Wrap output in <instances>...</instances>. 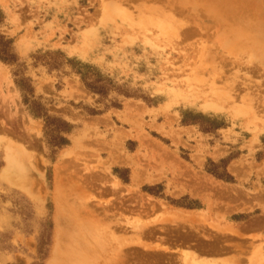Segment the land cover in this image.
<instances>
[{
	"label": "rangeland",
	"instance_id": "obj_1",
	"mask_svg": "<svg viewBox=\"0 0 264 264\" xmlns=\"http://www.w3.org/2000/svg\"><path fill=\"white\" fill-rule=\"evenodd\" d=\"M218 1L264 31V0ZM0 14L14 54L0 59V264H184L231 224L242 236L223 242L259 264L264 58L234 42L233 14L194 0H0ZM22 150L23 183L8 163Z\"/></svg>",
	"mask_w": 264,
	"mask_h": 264
},
{
	"label": "bare ground",
	"instance_id": "obj_2",
	"mask_svg": "<svg viewBox=\"0 0 264 264\" xmlns=\"http://www.w3.org/2000/svg\"><path fill=\"white\" fill-rule=\"evenodd\" d=\"M227 1V3L229 2V0H226ZM161 2V1H160ZM194 2H196V3H200V2H205V3H209L210 4V7L212 8V10H213V12H214V14H216L217 16L216 17H218V19L220 18V19H224V21H227V18L231 15V14H233L234 12H236V15H237V12L239 11L240 13H243L242 15L240 14V18H237V17H235L236 15L235 14H233L234 16L233 17H235L234 19H232V22L231 23H227V22H225V23H227V24H229L228 25V31L229 32H231L232 34H235L236 36H239V38L237 37V39H235L234 40V42L237 40L238 41V47L241 45V43H243V44H246L247 43V41L250 43V45L253 47V50H254V52H255V54L258 56V57H260V58H264V41H262L263 39H264V31L263 30H259V29H261L259 26H256V28L254 29L253 28V30H256L255 32H253V33H251L252 32V30L250 29L249 30V27H253L251 24L250 25H244V23H243V19L245 18V13L243 12L244 11V9L247 7V6H235L232 10L233 11H227L226 9H227V6L225 5V3H223V1L222 2H220V1H218V0H194ZM239 2V1H238ZM241 3V2H240ZM245 3V2H244ZM242 4V3H241ZM202 5H204V4H202ZM257 8V7H256ZM251 10V9H250ZM172 11V10H171ZM242 11V12H241ZM209 12V11H208ZM238 12V13H239ZM168 13V12H167ZM250 13V12H249ZM172 14H174V13H172ZM257 15L256 13H253V15ZM169 15V14H168ZM238 16V15H237ZM251 17H252V15H251ZM250 16H249V18H251ZM228 19H230V17L228 18ZM252 19V18H251ZM245 20H247L246 18H245ZM244 20V21H245ZM231 21V20H230ZM222 23V22H221ZM224 23V24H225ZM251 23V22H250ZM231 35V34H230ZM246 39H247V41H246ZM262 39V40H261ZM233 47H235V46H233ZM232 47V48H233ZM241 47V46H240ZM234 49V48H233ZM248 49V48H247ZM248 51V50H247ZM246 52V51H245ZM252 52V51H251ZM218 68V67H217ZM215 69V68H214ZM220 69V68H219ZM222 75V74H221ZM213 77H214V75H213ZM218 77H220V74L218 75ZM215 78V77H214ZM213 78V79H214ZM215 85V84H214ZM236 94H238V93H236ZM221 95V94H220ZM238 96V95H237ZM235 97V96H234ZM239 97V96H238ZM240 98V97H239ZM244 98H245V96H244ZM247 100V99H246ZM206 109H208L209 107H205ZM9 140V139H8ZM17 146H19L18 145V143H17ZM23 148V147H22ZM19 148L17 147V150H18ZM21 150V146H20V149L16 152V153H19V151ZM23 150H24V148H23ZM22 150V152L20 153V155L18 154V160H16L14 157H10V156H8V163H9V166H12V167H10V170H13L14 172H16L17 174H18V176H19V182H22L23 183V180H24V176H23V172H24V170H25V167H24V164L20 161L22 158H21V156H23V154H26L25 153V151H23ZM25 156V155H24ZM19 158H20V160H19ZM24 159V158H23ZM25 160V159H24ZM24 162H26V161H24ZM25 181V180H24ZM207 187V186H206ZM231 192V191H230ZM195 193V192H194ZM230 197V196H229ZM235 199V198H234ZM211 205V204H210ZM231 206V205H230ZM230 206H228V207H230ZM233 206V205H232ZM241 208V207H240ZM231 209V208H230ZM223 210V209H222ZM68 215H69V213H67ZM138 216V215H137ZM136 216V217H137ZM135 218V217H134ZM133 218V219H134ZM220 219V218H219ZM260 219V218H259ZM63 220H65V218L63 219ZM75 220V219H74ZM263 220V219H262ZM69 221V220H68ZM72 221V220H71ZM261 221V219L259 220V222ZM61 222H62V220H61ZM64 222V221H63ZM79 222V221H78ZM255 222H256V219H255ZM256 223L255 224V227H256V225L257 226H264V222H260V223ZM66 223H67V221H66ZM72 223V222H71ZM77 223V222H76ZM151 223V222H150ZM224 223V222H223ZM75 224V223H74ZM77 224H79V223H77ZM219 224V223H218ZM234 224V223H233ZM248 224V223H247ZM246 224V225H247ZM97 225V224H96ZM217 225V224H216ZM216 225H213V227L214 226H216ZM230 225V224H229ZM149 224L148 223H146V222H144V221H142L141 220V217L140 218H138L137 219V221H136V225H135V229H136V231H138V232H144L143 230H146L147 231V229L149 228ZM235 226H237V225H235ZM235 226H232V224L230 225V226H228V225H222V227H221V229L220 228H217V226H216V229H220L219 230V232L218 233H220V234H215L214 236H209V237H211V238H213V241H212V243H210V245L208 244L207 246H205L204 244H202V246L200 247V245L197 243V244H194V245H196V246H199V249H198V252L199 253H197V250H195V251H193V250H186V251H184V252H182V254H183V262H184V264H239L240 262H241V260H243L242 259V257L241 256H243L242 254H241V252H245V250H243L242 251V246L244 245H241V244H239L237 247L236 246H234L233 247V249H231V247L233 246V244L234 243H232V246H230V248L228 247V245L229 244H227L228 243V241L227 242H223V240L222 239H224V238H226V237H228V235H231V236H242V235H240V233L235 229L236 227ZM240 226H242V225H240ZM244 226V225H243ZM194 227V226H193ZM245 227V226H244ZM253 228L254 227V224H251L250 225V223L246 226V228L248 229V228ZM67 228V227H66ZM262 228V227H261ZM213 229V228H212ZM260 229V228H259ZM264 229V228H263ZM111 230V229H110ZM250 230V229H249ZM251 230H253V229H251ZM256 230V229H255ZM197 231V230H196ZM214 231H215V229H214ZM213 232V231H212ZM217 232V231H216ZM216 232H214V233H216ZM254 232V231H253ZM146 233V232H145ZM149 233V232H148ZM154 233V232H153ZM92 234V233H91ZM210 234H212V233H210ZM149 235V234H148ZM181 235V234H180ZM213 235V234H212ZM221 235V236H220ZM142 237V236H141ZM140 236H138V238H139V241H140V238H141ZM146 237V236H145ZM180 237V236H179ZM204 238L205 237H207L206 235H204L203 236ZM229 238V237H228ZM228 238H226V239H224V240H228ZM255 238V237H254ZM80 239V238H79ZM237 239H239V238H237ZM104 240V239H103ZM109 240V239H108ZM207 240L209 241V238L207 237ZM212 240V239H211ZM251 240V239H250ZM253 240V239H252ZM255 240V239H254ZM261 242H263V241H261ZM209 243V242H208ZM137 244H140V242L138 243L137 242ZM204 245V246H203ZM230 245H231V242H230ZM236 245V244H235ZM250 245V244H249ZM196 246H194V247H196ZM189 247H190V244H189ZM193 247V248H194ZM245 247V246H244ZM252 249L254 250L253 251V253L255 254V256H256V258L258 259V262H259V264H260V260H262V261H264V245H252ZM201 252H200V251ZM229 250H235V251H238L239 253H238V256L237 255H235V253H234V251H233V255L232 254H230V255H232V256H227V252L229 251ZM249 250V249H248ZM247 252V251H246ZM252 252V251H251ZM202 253H204V254H206V256H201L202 255ZM224 253H226V257L225 256H223V257H220V255L222 256ZM229 253H231L230 251H229ZM199 254H201L200 256H199ZM240 254H241V256H240ZM114 255V254H113ZM212 255H218L217 257L218 258H215V257H212ZM229 255V254H228ZM210 256V257H209ZM251 256V255H250ZM244 257V256H243ZM257 259H256V261H257ZM260 259V260H259ZM245 260V259H244ZM250 260V259H249ZM262 261H261V263H262ZM257 263V262H256ZM263 264V263H262Z\"/></svg>",
	"mask_w": 264,
	"mask_h": 264
},
{
	"label": "trees",
	"instance_id": "obj_3",
	"mask_svg": "<svg viewBox=\"0 0 264 264\" xmlns=\"http://www.w3.org/2000/svg\"><path fill=\"white\" fill-rule=\"evenodd\" d=\"M1 16L2 14H0V19ZM0 59L8 63H12L14 61V54L11 52L9 44L2 35H0ZM84 81L89 86L86 77H84ZM46 119H49V117L46 116Z\"/></svg>",
	"mask_w": 264,
	"mask_h": 264
}]
</instances>
